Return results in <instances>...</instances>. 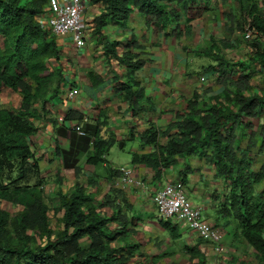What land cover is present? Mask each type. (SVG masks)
<instances>
[{
  "label": "trees",
  "instance_id": "trees-1",
  "mask_svg": "<svg viewBox=\"0 0 264 264\" xmlns=\"http://www.w3.org/2000/svg\"><path fill=\"white\" fill-rule=\"evenodd\" d=\"M92 1L103 4L102 13L96 18L98 26L107 19L125 25L131 14L137 12L157 30L170 28L173 23L178 28L183 18L186 34L191 32L188 24L194 17L191 10H218L227 2ZM47 3L48 0H0V98L7 90L21 96L17 108L0 103V201L23 207L14 214L0 207V264H134L131 259L135 246L117 244L126 232V215L122 214L117 200L131 205L120 188L112 187L103 201L96 202L87 188L77 182L72 190L58 192L59 227L55 229L49 220V205L45 198L48 179L42 173L32 139L38 131L35 120L41 117L37 104H42L45 110V102L58 94L63 81L62 69L52 66L61 56L57 37L38 20V16L46 12ZM223 14L227 29H233L234 25L245 31L246 24L254 28V38L248 41V59L232 61L220 51L213 52L217 47L213 38L212 44L202 51L215 64L204 70L216 73V81L223 90L211 97H206L210 89L195 90L186 111L178 113L164 129L151 126L139 133L142 148L150 145L154 150L133 152L132 161L152 167L155 179H161L163 171L176 165L182 157L199 154L213 163L216 174L228 186L217 214L238 222L241 233L264 262V188L256 192V185L264 183V165L259 170L252 167L255 149L260 151L264 147V123L258 133V129H253L254 119L264 116V89L256 91L257 86L252 81L256 73L264 72V13L256 2H252L241 10L239 19L232 11L224 10ZM177 30L174 28L169 32L176 31L179 36L181 30ZM220 41L224 46L228 45L226 40ZM118 44L110 43L106 51L116 53ZM140 47L139 41L133 39L118 57L128 68L122 89L133 113L145 108L141 102L144 92L135 88L139 86L135 73L147 62L134 51ZM90 76L95 82H102L101 76L94 72ZM73 118L82 121L83 114L70 109L65 119ZM248 129L250 134H247ZM160 137H165L166 142L161 143ZM115 143L113 133L104 138L97 130L88 162H104ZM182 181L186 182V178ZM108 208L116 211L108 215ZM114 221L122 228H112ZM161 222L170 230L172 238L180 237L178 223L171 219ZM187 250L191 259L201 258L198 263L191 264H205L203 253L196 247H187Z\"/></svg>",
  "mask_w": 264,
  "mask_h": 264
},
{
  "label": "crops",
  "instance_id": "crops-1",
  "mask_svg": "<svg viewBox=\"0 0 264 264\" xmlns=\"http://www.w3.org/2000/svg\"><path fill=\"white\" fill-rule=\"evenodd\" d=\"M252 2H256L264 13V0H227L218 10H191L190 14H194V17L188 22L191 26L190 34L185 33L186 21L182 18L181 25L178 26L181 32L177 36L176 24L157 30L137 12L131 14L125 25L107 19L106 23L98 26L96 18L103 11V4L85 0L83 17L86 44L77 47L70 36L57 37L61 56L52 66L62 69L63 81L58 94L45 102V110L42 109V104H37L41 117L35 120L38 131L32 136L42 173L48 178L45 194L58 196L59 191H70L80 182L96 202H101L112 187L120 188L131 205L117 200L122 214L126 215V232L117 240V244L135 246L131 263H198L201 258L196 256L191 259L187 250V247H196L203 253L202 260H205V264H215L217 254L213 244L183 223L171 219L178 223L180 234L179 238H172L170 230L161 222L168 219L160 218L152 200L153 191L164 182L185 177L186 186L198 200L195 204L205 210L208 220L222 232L226 247L224 256H220L223 264H264L241 233L238 222L234 218L217 214L218 205L224 200L228 186L216 174L213 163L199 154L182 157L176 165L163 171L161 179H155L152 167L132 161L133 152L154 150L150 145L142 148L139 133L151 126L164 129L176 119L178 113L186 111L187 102L195 90L203 92L210 89L206 92V97L223 90V86L216 81V73L204 70L206 66L215 64V61L202 50H206L214 38L217 47L213 52L220 51L230 60L236 55L246 57L250 49L248 44L242 40L241 31L234 25L233 29H227L223 12L232 11L235 18L239 19L241 10ZM174 28L176 31L169 32ZM133 39L141 44L134 51L147 60L135 73V78L139 81V86L135 88L143 90L144 98L141 102L145 106L137 113H133L132 107L124 98L122 84L127 81L128 68L118 58L125 51L126 44ZM220 40H226L228 45L224 46ZM113 42L119 43L116 53L107 52L106 46ZM91 72L101 76L102 82H95L90 76ZM71 86L78 89L73 98L67 97ZM15 93L18 105L12 106L17 108L21 96ZM70 109L82 113V121L65 119ZM102 121L105 122L101 123ZM97 130L104 138L111 133L115 135L116 143L110 149L118 146L123 150L131 142L130 166L109 161L107 157L110 149L104 162H88ZM159 141L164 143L166 138L160 137ZM254 152L252 167L259 170L264 165V147L260 151L256 148ZM122 166L132 169L144 181L145 187L131 184L123 186L120 183ZM76 168L79 170L76 171ZM263 188L264 183L257 184L256 192ZM107 210L108 215L116 211L111 208ZM111 227L122 228V225L114 221Z\"/></svg>",
  "mask_w": 264,
  "mask_h": 264
},
{
  "label": "built area",
  "instance_id": "built-area-1",
  "mask_svg": "<svg viewBox=\"0 0 264 264\" xmlns=\"http://www.w3.org/2000/svg\"><path fill=\"white\" fill-rule=\"evenodd\" d=\"M85 0H48L46 12L38 16L39 22L56 37L70 36L77 47L86 44L84 29ZM254 34V28L247 25L242 38L249 39ZM78 89L71 86L67 97L73 98ZM120 183L145 187L141 178L127 167H120ZM152 200L162 219H172L183 223L198 236L211 242L217 254L215 264H223L220 256H224L226 247L223 235L217 225L203 215V209L189 198L187 186L182 179L168 180L152 193Z\"/></svg>",
  "mask_w": 264,
  "mask_h": 264
},
{
  "label": "rangeland",
  "instance_id": "rangeland-1",
  "mask_svg": "<svg viewBox=\"0 0 264 264\" xmlns=\"http://www.w3.org/2000/svg\"><path fill=\"white\" fill-rule=\"evenodd\" d=\"M246 25H248V24H246ZM238 30H240L242 32V29L238 28ZM253 38H254V35H252L249 39L243 38L242 40L248 44V41L252 40ZM242 56L243 55H241L240 57H237V55H236V57H234V58L232 57L231 60L232 61H245L246 59H248L247 54L245 55L246 57H244V56L242 57ZM207 61H210V60L207 59ZM252 81L257 86L256 91H258V90L262 91L264 89V72H263V74H261L260 72L256 73L253 76ZM0 103H1V105H7L9 107H13L12 105L17 106L18 105L17 94L13 91H5L0 98ZM263 117L256 118L253 121V124H254L253 129H255V130L258 129L257 133L259 132V130H261L260 129L261 125L264 123ZM250 131L251 130L248 129L247 134H250ZM258 136L261 137L260 134H258ZM246 142H247V139L245 137V138H243L242 143L245 145ZM131 146H132L131 142H128L123 150L121 148H119L118 146L114 147L113 149H110L108 157H107L108 160L111 162H114V163H125V164L130 166L131 160L129 158L131 157V154H130ZM49 180L51 182L50 178H49ZM160 182H162V180H160ZM187 191L189 192V198L191 199V201H193L194 203L198 202V200L193 196L192 192H190L188 187H187ZM45 198H46V201L49 205V220H50L51 224L56 229L60 225L59 224V218L61 216V213L59 211H57V208L59 206V197L56 195L53 197L51 195H49V196L46 195ZM0 207L9 210L12 214L18 212L19 210H21L23 208L21 205H13V204L6 202V201H0ZM203 215L205 218H207L205 210L203 211Z\"/></svg>",
  "mask_w": 264,
  "mask_h": 264
},
{
  "label": "clouds",
  "instance_id": "clouds-1",
  "mask_svg": "<svg viewBox=\"0 0 264 264\" xmlns=\"http://www.w3.org/2000/svg\"><path fill=\"white\" fill-rule=\"evenodd\" d=\"M241 33H243V31H242ZM206 241H207V240H206Z\"/></svg>",
  "mask_w": 264,
  "mask_h": 264
}]
</instances>
